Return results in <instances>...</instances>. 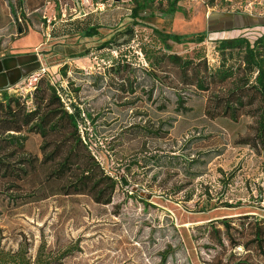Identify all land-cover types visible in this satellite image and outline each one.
Segmentation results:
<instances>
[{
	"label": "rangeland",
	"instance_id": "rangeland-1",
	"mask_svg": "<svg viewBox=\"0 0 264 264\" xmlns=\"http://www.w3.org/2000/svg\"><path fill=\"white\" fill-rule=\"evenodd\" d=\"M152 1L139 13L135 40L118 50L123 42L119 33L133 23V0H0V61L34 54L42 65L9 93L29 94L42 77L68 87L73 102L93 120L88 121L92 155L104 172L128 174L135 184L119 185L112 203L103 206L90 195H63L70 178L44 184L48 169L39 168L23 188L24 200L0 202V264L6 254L17 252L30 264H208L219 248L205 225L245 215L264 219V151L243 144L256 133L255 109L236 119L211 116V99L228 95L235 80L207 92L183 88L170 67L155 76L140 50L205 59L212 71L239 69L235 79L242 85L241 77L255 75L244 62L245 46L223 53L218 45L242 36L254 42L264 35V19L246 15L264 17V1L246 10L247 0H182L173 15L159 11L161 2L167 8L166 0ZM212 13L241 15L218 21ZM87 15L89 22L99 23L98 36L64 35L68 23ZM255 20L258 25L226 30ZM215 28L225 31H210ZM154 29L185 39L208 35L202 42L163 44ZM110 39L112 49L97 50ZM120 53L131 64L128 74L110 71ZM126 77L134 82L135 93L118 90ZM178 95L185 108L178 106ZM41 144L34 136L28 144L39 159ZM194 174L201 176L191 179ZM183 184L190 186L179 191ZM169 247L171 257L163 261Z\"/></svg>",
	"mask_w": 264,
	"mask_h": 264
},
{
	"label": "trees",
	"instance_id": "trees-1",
	"mask_svg": "<svg viewBox=\"0 0 264 264\" xmlns=\"http://www.w3.org/2000/svg\"><path fill=\"white\" fill-rule=\"evenodd\" d=\"M133 1L135 4L131 10L133 23L131 27L119 33L118 36L123 39V42L117 45L118 50L121 47L129 48L135 40V26L138 25L139 13L148 9L154 2L152 0ZM166 1L167 8H163L161 2L159 11L173 15L178 11V4L182 0ZM38 8H32V11ZM79 19L82 20L71 21L65 26L67 33L64 35L76 33L89 39L99 35L101 28L99 23L88 20L92 17L87 15ZM244 28L248 27L235 29ZM153 33L163 44L167 41L176 44L202 42L208 35L206 32L193 39H185L157 29H154ZM111 40L105 41L97 50L101 52L112 49L113 41ZM244 46V62L255 75L254 78L246 75L241 77L244 82L242 85H238L239 81L235 79L236 71L239 69L235 70L231 67L212 71L205 59L195 62L184 59L180 55L164 54L150 47H140V50L155 76L160 72H165L166 67L163 66L170 67L171 72L181 78L178 83L183 88L195 86L198 90L207 92L212 85L225 84L234 79L236 86L228 95L217 97V102L211 99L214 103L211 116L216 117L221 113L236 119L240 112L249 108L255 109L256 133L253 138L244 139L243 144L255 151H264V35L254 42L243 36L223 40L219 42L218 49L226 53L233 52L237 48L242 49ZM88 54L89 52L86 51L82 56ZM124 57L126 58V55L120 53L113 61L110 71L118 75L128 74L131 64L123 61ZM246 70L248 69H244V72ZM126 78V80L123 79L121 83L123 85L119 86L118 90L135 93L134 82L130 81V77ZM9 89L10 87L0 90V202L7 201L16 204L24 200L26 195L23 194V188L26 182L37 174L39 168L45 166L48 171L45 174L44 184L70 178L71 182L62 192L63 195H90L95 203L103 206L112 203L119 185H135L128 179V174L115 177L104 172L100 163L92 155L90 146L93 136L90 133L88 121L91 123L93 120L91 115H87L78 104L73 102L68 87L56 86L42 77L38 79L33 91L24 96L13 95L9 93ZM176 90L179 92L178 88ZM177 102L180 108H185V101L180 95H178ZM32 136L42 140L40 146L42 159L28 149ZM199 176L201 175L194 174L191 179ZM189 186V184H183L178 190L183 191ZM149 189L152 188L149 187ZM132 194L140 197V193ZM52 195L54 193L46 198ZM186 200L190 201L192 197H187ZM215 208L217 207L214 206L212 209ZM199 212H205V209ZM204 230L209 240L219 248V252L208 264H264V219L253 215L223 218L209 222ZM239 249H242L241 253ZM172 250L169 247L164 252L163 261L171 257ZM5 258L6 262L2 261V263L5 262L3 264H30L20 252L6 254Z\"/></svg>",
	"mask_w": 264,
	"mask_h": 264
},
{
	"label": "crops",
	"instance_id": "crops-1",
	"mask_svg": "<svg viewBox=\"0 0 264 264\" xmlns=\"http://www.w3.org/2000/svg\"><path fill=\"white\" fill-rule=\"evenodd\" d=\"M217 14V20L225 19L226 17L234 16V15H241L235 13H212ZM245 15V14H244ZM249 17H253L255 19H264V17H256L253 15L246 14ZM252 25H258V22L255 20V23ZM251 25V26H252ZM237 27H245V26H237ZM232 27V28H237ZM249 27V25H246ZM215 30V31H214ZM212 30L213 32L216 31H225L222 28H215ZM41 63L37 55H30V54H19L14 57H10L8 59H4L0 61V90L1 89H8L9 87H13L18 85L29 76L32 72L38 71L41 69Z\"/></svg>",
	"mask_w": 264,
	"mask_h": 264
},
{
	"label": "built area",
	"instance_id": "built-area-1",
	"mask_svg": "<svg viewBox=\"0 0 264 264\" xmlns=\"http://www.w3.org/2000/svg\"><path fill=\"white\" fill-rule=\"evenodd\" d=\"M263 0H247L246 10H253L256 5H262Z\"/></svg>",
	"mask_w": 264,
	"mask_h": 264
},
{
	"label": "water",
	"instance_id": "water-1",
	"mask_svg": "<svg viewBox=\"0 0 264 264\" xmlns=\"http://www.w3.org/2000/svg\"><path fill=\"white\" fill-rule=\"evenodd\" d=\"M19 32L21 33V31L19 30Z\"/></svg>",
	"mask_w": 264,
	"mask_h": 264
}]
</instances>
